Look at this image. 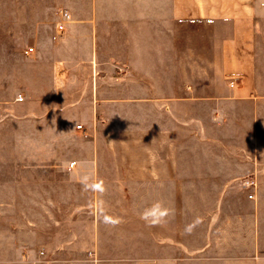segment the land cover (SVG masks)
<instances>
[{"label": "crops", "instance_id": "crops-1", "mask_svg": "<svg viewBox=\"0 0 264 264\" xmlns=\"http://www.w3.org/2000/svg\"><path fill=\"white\" fill-rule=\"evenodd\" d=\"M11 3L0 1L1 24L9 22L5 16ZM54 3L59 13L45 20L38 13L40 0H14L17 26L0 30V264L25 262V247L30 246L25 234L32 232L34 242L39 240L42 207H48L42 199L70 195L42 192V173L63 175L75 183L86 177L106 182L108 190L92 191V209L87 212L93 214L96 246L104 242L113 248L112 256L102 262L135 261L114 253L120 244L121 216L135 213L132 223L144 224L134 235L129 232L144 242L146 252L139 262L264 264V0ZM64 11L71 19L63 37L54 41ZM186 22L224 26V35H219L224 75L234 81L219 95L147 98L144 158L134 164L141 174L131 170V161L123 166L116 158L105 161L99 122L105 117L103 72H110L109 79L120 85L117 74L122 70L152 72L158 63L166 69L174 55L170 49L179 50L173 41ZM26 24L32 39L28 47L15 38ZM155 25L160 31L154 32ZM121 38L123 44L118 43ZM156 38L164 39L166 46L162 41L154 46ZM29 48L34 52L26 54ZM154 50L162 51L156 55ZM109 101L120 106L122 100ZM116 115L119 110H114ZM106 169H112L108 179ZM122 177L138 182L123 198ZM245 178L257 181L255 199L241 186ZM122 199L134 204L122 207ZM156 202L169 210L165 221L152 225L137 217L151 213ZM106 216L121 221L112 232ZM34 256L33 264L73 263Z\"/></svg>", "mask_w": 264, "mask_h": 264}, {"label": "rangeland", "instance_id": "rangeland-1", "mask_svg": "<svg viewBox=\"0 0 264 264\" xmlns=\"http://www.w3.org/2000/svg\"><path fill=\"white\" fill-rule=\"evenodd\" d=\"M54 1L40 0L41 10L38 13L42 19L53 18L55 11L59 13L61 8L53 5L55 4ZM9 2L12 3L5 16V18L9 19V22L8 24H1L0 22V30L3 26L11 31L17 26L13 20L18 8L12 6L14 0H9ZM62 13L60 12V14ZM1 14L0 7V18ZM59 23L60 20L56 24V30L52 37L54 41L64 35V32L58 33ZM155 26L158 27L154 29V32L159 30V25ZM19 30L21 34L19 38L15 37L16 40L18 39V42H21L26 47L31 46L32 39L30 38L29 26L27 24L23 25ZM225 31L226 29L223 25L215 26L202 22H186L184 28L179 29L182 35L173 41L174 47H178L179 50L170 49V52L173 51L174 55H170V64L166 69H162L158 63L153 64L152 72L150 70H122L117 74L120 78V85L117 84L118 80L109 79L110 76L107 74L110 72L107 74L103 72V78L101 77L102 80H100V96L104 100L102 110L105 113V117L99 118L100 125H103L104 128V132L101 135L102 159L107 161L108 159L116 158L117 162L122 166L131 161V170L138 171L141 174L142 170H139L134 164L136 160L144 158L145 101L147 98L163 94L197 96L224 94L226 86L231 81H234V79L226 78L224 75L223 36L219 35H224ZM154 35L158 34L154 33ZM160 41L166 46L165 40L159 38L154 39V46L159 45ZM119 42L123 44L125 39L121 38ZM170 47L172 48V46ZM161 51L154 50L156 55H159ZM176 52L178 55H176ZM121 58H124V55ZM148 83H152V86L147 85ZM163 83L168 85H161ZM117 97L122 100L120 106L114 105L112 101H109ZM114 110H119L120 115L114 117ZM114 143L116 144L115 152L112 150ZM104 174L106 179H108L112 175V169L111 172L109 169L104 170ZM121 179L119 190H121L122 198L126 190L138 188V182L131 180V178L129 181L125 177ZM105 183H102V189L108 190L109 188ZM108 185L112 186L111 183ZM41 190L42 192H52L54 194L67 192L70 195L60 199L57 197L42 199V205L44 203L48 207H42L40 233L36 235L39 240L34 242L32 232L25 234L26 243H30V246L25 247L26 259L23 264H33L31 261L35 254L44 255L46 258L48 256H57L58 259L72 261V264H110L102 262V260H106L110 255L112 256L113 248L104 242L100 243L99 247L96 246V229L92 223L93 214L87 213L92 209L93 199L90 197L92 191H85L82 183H75L66 176L48 175L46 173H42ZM86 193H88L89 197L86 196ZM72 195L76 197L72 198ZM128 203L133 205L134 200H121L122 207ZM68 208H71L72 211L66 212ZM80 208L85 209L80 210ZM82 211L84 212L81 213ZM136 215L135 213H130L121 216L120 229L122 232L118 240L120 244L115 247L114 251L115 255L120 254L118 258H133L135 261H121L119 264H145L137 261L145 256L146 250L143 240H136L129 236V232L134 235L137 228L141 229L139 225L142 224V228H144L143 221L132 223L135 219L132 221L131 218ZM138 215L140 216L137 217L141 219L142 214ZM30 217L32 216L30 215ZM68 221L73 223L69 226ZM82 221H84L83 224H81ZM50 225L53 227L50 228ZM107 230L112 232L111 224L107 225ZM69 241L72 243L70 244ZM28 255L31 256L30 259H28ZM83 260H85V263L75 262Z\"/></svg>", "mask_w": 264, "mask_h": 264}, {"label": "clouds", "instance_id": "clouds-1", "mask_svg": "<svg viewBox=\"0 0 264 264\" xmlns=\"http://www.w3.org/2000/svg\"><path fill=\"white\" fill-rule=\"evenodd\" d=\"M85 191H95L102 189V181H92L89 182V178H84L82 181ZM169 210L164 208L160 202H156L152 206L151 213L142 214L141 219L146 223L155 225L166 220L169 215ZM105 222L111 224L112 226L118 225L121 221L118 218L105 217Z\"/></svg>", "mask_w": 264, "mask_h": 264}, {"label": "built area", "instance_id": "built-area-1", "mask_svg": "<svg viewBox=\"0 0 264 264\" xmlns=\"http://www.w3.org/2000/svg\"><path fill=\"white\" fill-rule=\"evenodd\" d=\"M71 19V16L67 13V12H63L61 14V21L58 25V33H62L64 31L65 25L66 23H68ZM34 52V48H30L28 49V51H26V54H30ZM20 100H22V97H19ZM74 165V164H73ZM242 186L244 189L251 191L249 194V198L252 199L255 197V190L257 189V181L255 180V178H245L242 182Z\"/></svg>", "mask_w": 264, "mask_h": 264}]
</instances>
